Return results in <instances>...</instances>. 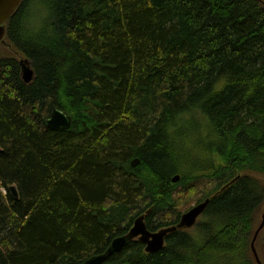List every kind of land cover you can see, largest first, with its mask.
Returning <instances> with one entry per match:
<instances>
[{
    "label": "trees",
    "instance_id": "trees-1",
    "mask_svg": "<svg viewBox=\"0 0 264 264\" xmlns=\"http://www.w3.org/2000/svg\"><path fill=\"white\" fill-rule=\"evenodd\" d=\"M5 24L0 264H81L148 210L157 231L206 198L196 232L155 252L134 239L104 264H257L264 0H21ZM54 107L69 129L46 125ZM256 248L264 264V228Z\"/></svg>",
    "mask_w": 264,
    "mask_h": 264
},
{
    "label": "water",
    "instance_id": "water-1",
    "mask_svg": "<svg viewBox=\"0 0 264 264\" xmlns=\"http://www.w3.org/2000/svg\"><path fill=\"white\" fill-rule=\"evenodd\" d=\"M21 0H0V41L4 40L7 32L6 21L15 12ZM27 60H23L22 63V76L25 82H30L34 77L33 68L27 63ZM46 125L52 129H69L72 125V116L68 114L66 110L54 107L46 119ZM140 163L138 157L131 160V166L136 167ZM180 179V175L177 174L173 181L177 182ZM11 192L15 197H18V190L16 186L10 187ZM210 198H206L204 201L195 204L190 209L185 211L175 225L161 228L157 231H151L148 229L145 221L146 215L150 212L148 210L146 213L139 215L133 223L130 230L123 235L116 236L112 239L105 251L93 254L88 257L81 264H104L114 253L121 251L130 241L134 239H139L143 242L146 247L147 252H155L163 248L165 244V237L178 229H190L194 227L200 216L206 210ZM264 228V207L261 215V223L256 229L254 236L251 241V249L256 258L257 264H263L259 253L256 248V241L260 231Z\"/></svg>",
    "mask_w": 264,
    "mask_h": 264
},
{
    "label": "rangeland",
    "instance_id": "rangeland-1",
    "mask_svg": "<svg viewBox=\"0 0 264 264\" xmlns=\"http://www.w3.org/2000/svg\"><path fill=\"white\" fill-rule=\"evenodd\" d=\"M36 7H41L42 8V10H43V12H44V18H43V21H42V25H41V27H40V29L43 27V23H44V20L46 19V18H48V11H47V8L45 7V5L44 4H42V3H39V4H33L32 6H31V10H30V12H29V17H31V16H34L35 15V8ZM13 47L9 44V43H5V45H3L2 47H1V49H0V56H3L4 55V52H5V54H9V53H12L13 52ZM19 57V56H18ZM20 58V57H19ZM193 122L194 121H192V120H190V121H188V125H189V123L190 124H193ZM199 136H200V133H197V134H195V135H193V134H188V137L187 136H185L184 138L182 137V141H183V149L184 150H186V151H188L189 153H191L192 152V149H193V147L191 146V143H190V141H192V140H198V138H199ZM253 174H257V173H253ZM257 176H261L260 174L259 175H257ZM199 188V187H198ZM189 194H187V193H182L181 194V196L182 197H186V196H188ZM194 206V205H193ZM190 209V208H189ZM202 219V217H200V219L199 220H201ZM190 231L192 232V233H194V232H196V226L191 230L190 229ZM255 257V256H254Z\"/></svg>",
    "mask_w": 264,
    "mask_h": 264
},
{
    "label": "flooded vegetation",
    "instance_id": "flooded-vegetation-1",
    "mask_svg": "<svg viewBox=\"0 0 264 264\" xmlns=\"http://www.w3.org/2000/svg\"><path fill=\"white\" fill-rule=\"evenodd\" d=\"M201 217V216H200ZM199 220V219H198ZM196 226V225H195ZM194 226V227H195ZM194 227H192V228H190L191 230L194 228ZM190 229H183L184 231H190ZM165 241H166V237H165Z\"/></svg>",
    "mask_w": 264,
    "mask_h": 264
}]
</instances>
